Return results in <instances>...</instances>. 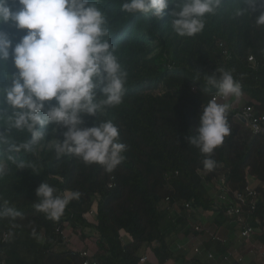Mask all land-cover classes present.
<instances>
[{"label":"trees","instance_id":"1","mask_svg":"<svg viewBox=\"0 0 264 264\" xmlns=\"http://www.w3.org/2000/svg\"><path fill=\"white\" fill-rule=\"evenodd\" d=\"M90 2L105 15L109 30L106 38L127 79L121 104L106 107L96 117L83 115L82 126L111 120L125 145L124 159L108 172L102 165L86 164L71 154L58 157L53 142L63 139L64 129L53 133L51 127L43 129L45 140L31 151L15 152L7 145L0 146V211L12 208L19 213L0 218V264H82L79 251L55 248L66 244L63 235L56 232L58 227L93 231V256L100 264H139L144 247L154 242L157 245L150 248L157 264H165L173 256L172 235L179 240L200 237L204 250L222 255L233 244L225 237L233 227H228L231 219L226 217L222 203L212 196L217 191L208 186L217 188L224 177L232 195L245 191L248 178L256 180V211L250 221L263 218L264 134L253 133L229 111L230 135L210 157L188 143L187 137L195 135L201 107L216 92L209 89L204 78L216 70L230 71L241 84L242 104L252 107L256 114H264V26L255 23L264 9L257 7L250 15H237L239 0H224L215 15L205 18L202 32L181 37L169 23L174 5L170 4L158 21L122 11L123 0ZM9 4L13 11L20 8L15 0H9ZM0 29L10 35L13 44L27 31L17 30L10 23L0 25ZM4 70L15 71L11 59ZM4 83L0 78V85ZM5 127L0 123V130ZM5 134L10 144L30 139L26 131L10 129ZM206 158L215 161L211 171L204 168ZM20 161L25 168H18ZM42 182L59 194L80 193L79 199L68 203L59 220L35 208V191ZM94 201L96 220L90 222L84 214ZM183 202L189 209L180 205ZM189 210L211 214V223L205 227L226 242L215 243L207 233L195 232L193 226L203 225V220L192 224ZM261 228L264 231V223ZM4 232L10 233L7 241L1 240ZM254 239L264 243V232L256 233ZM183 251L174 256L173 264H184L187 250ZM192 264L213 261L204 252L192 258ZM246 264L254 263L248 260Z\"/></svg>","mask_w":264,"mask_h":264},{"label":"clouds","instance_id":"2","mask_svg":"<svg viewBox=\"0 0 264 264\" xmlns=\"http://www.w3.org/2000/svg\"><path fill=\"white\" fill-rule=\"evenodd\" d=\"M20 8L13 11L9 0H0V25L10 23L17 30L26 29L19 42L0 29V146L9 151H31L45 140L43 129L53 133L64 129L63 139H55L53 147L59 157L71 154L86 164H99L113 171L124 159L125 145L119 141L118 128L111 120L83 127V115L96 117L106 107L121 104L127 79L114 48L109 43V30L103 12L90 0H15ZM224 0H123L121 10L140 13L160 20L169 5L172 30L181 37H193L203 31L205 18L215 15ZM247 5L242 9L241 5ZM264 9V0H239L237 15ZM257 26H264V11L256 17ZM11 59L15 71H5ZM199 77V75L197 74ZM209 89L216 92L201 107L195 135L187 137L202 154L210 157L230 135L228 113L232 102L242 96L241 84L230 71L220 69L204 76ZM55 101L54 103H51ZM47 105V106H46ZM38 126V127H37ZM10 129L30 134L27 142L10 144ZM255 131H260L258 125ZM211 171L215 161L203 160ZM18 168H25L23 161ZM37 211L52 220H59L71 200L80 193L57 189L42 182L36 189ZM16 217L12 208L0 211ZM36 235L35 230L32 233Z\"/></svg>","mask_w":264,"mask_h":264},{"label":"built area","instance_id":"3","mask_svg":"<svg viewBox=\"0 0 264 264\" xmlns=\"http://www.w3.org/2000/svg\"><path fill=\"white\" fill-rule=\"evenodd\" d=\"M220 47H223V43L219 44ZM226 54V50H224ZM249 61H253L252 57L248 58ZM215 92L212 94V96ZM211 96V98H212ZM232 104V108L230 111L234 112L237 117H243L245 119L244 125L252 130L255 134H264V114H256L253 111V108L250 106H238ZM258 125L260 131H255V126ZM229 189L226 186L225 178L222 177L218 184H217V192L215 194V200L219 203H222L225 211V215L227 218H230L232 221L236 222L239 226L237 237L240 241V244L244 248L243 250H247L248 254L250 255L249 261L254 264H264V243L260 241H256L254 239V235L256 233L264 232L261 228L262 224L264 223V217H255L253 222L250 221L253 217V214L256 211V200L258 196V192L255 186H251L248 184L244 192H234L232 195L228 194ZM169 198H166L165 203L168 204ZM247 204L248 207L244 208V205ZM185 209H189L188 203H181ZM96 208V206H95ZM94 208H90L87 212L89 215L96 216V209L95 213L93 211ZM193 230L195 232H205L208 234L210 240L215 243H224L226 242V238L220 237L217 233L209 232L205 229L202 225H194ZM56 232L63 235V230L59 227L56 228ZM10 233L4 232L1 236L2 241H7L9 239ZM197 242H194L191 245L190 249V257L186 258H194L195 256H201L204 254L206 257L213 261V264H246L248 260H246V254L244 256V252L234 251L229 248L226 252L222 255L217 256L216 252L213 250H204L203 239L198 238L196 239ZM157 243H153L151 248L155 247ZM174 251L176 250L177 253L180 250H186V243L180 242L176 243L175 247H173ZM82 257V264H100L94 258L93 254L89 253L87 250L79 251ZM173 254L171 259H168L165 264H173L174 263V256L177 255ZM188 253V251H187ZM148 253H144L139 257V264H149ZM192 264V260L188 264Z\"/></svg>","mask_w":264,"mask_h":264},{"label":"rangeland","instance_id":"4","mask_svg":"<svg viewBox=\"0 0 264 264\" xmlns=\"http://www.w3.org/2000/svg\"><path fill=\"white\" fill-rule=\"evenodd\" d=\"M235 103L234 105H237L242 107L244 106V104L242 103H237V100H234L232 102V104ZM248 183L249 185L251 186H256L258 184V182L252 178H248ZM208 188L213 191L214 189V192L217 191V188L214 186L213 188V185H209ZM212 196H214L215 198V194L212 193ZM92 208L94 213H95V206H96V203L95 201L92 203ZM163 206L165 207V203L163 204ZM176 213V212H175ZM188 215H189V220L192 224H196V221L198 222L200 219L203 220V227L205 229H207V225H208V222H210V220H212V216L211 214H208V213H204L203 211H197V212H194V211H191L189 210L188 211ZM172 218L171 219H174L175 217V214L171 215ZM84 217L86 218V220L90 221V222H94L96 219H95V215H89V214H84ZM170 223H172V220H170ZM211 223V222H210ZM232 224V225H231ZM206 226V227H205ZM228 227H233V230L230 232V234H228L227 236H225L228 240H231L233 242V244L231 245V250L234 251L235 249L237 251H243V247L242 245L240 244V241L237 237V234H238V224L232 220H230V224H228ZM208 230V229H207ZM213 230V229H212ZM210 231L208 230L209 232H213V231ZM226 234H227V231H226ZM173 236V235H172ZM171 236L172 238V245L171 247L174 245H176V243H180L182 241H184L186 243V250L188 251L187 253V257H190V247L191 245L194 243V242H197V240H192L191 238H186V239H181L179 240L178 238H176L174 236V238ZM63 237L65 238V245L62 246V245H57L55 248L58 249V250H61V249H69L71 251H82V250H87L89 253L93 254L94 251H95V243L93 242V237H94V232L93 231H90L89 229H85L83 231H81L80 229L78 230H71L69 227H66L64 230H63ZM178 239V240H177ZM152 246H146L144 247V249L142 250L143 253H148V255L150 256L149 259H150V263L149 264H157V259L154 257L152 251H151V248ZM186 250H184L183 252H185ZM173 251V254H176L177 251L175 250H172ZM244 252V256L246 254V260H248L247 258V250L243 251ZM192 259L190 258H186L185 259V262L184 264H188ZM148 264V263H147ZM191 264V263H190Z\"/></svg>","mask_w":264,"mask_h":264},{"label":"crops","instance_id":"5","mask_svg":"<svg viewBox=\"0 0 264 264\" xmlns=\"http://www.w3.org/2000/svg\"><path fill=\"white\" fill-rule=\"evenodd\" d=\"M243 101L240 99V100H237V103H242ZM229 241H231V240H229ZM231 247V246H230ZM243 251H245V250H243ZM247 257H250V255L249 254H247ZM247 259H249V258H247Z\"/></svg>","mask_w":264,"mask_h":264},{"label":"water","instance_id":"6","mask_svg":"<svg viewBox=\"0 0 264 264\" xmlns=\"http://www.w3.org/2000/svg\"><path fill=\"white\" fill-rule=\"evenodd\" d=\"M242 123H244L245 119L243 117H237Z\"/></svg>","mask_w":264,"mask_h":264}]
</instances>
